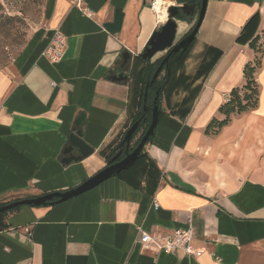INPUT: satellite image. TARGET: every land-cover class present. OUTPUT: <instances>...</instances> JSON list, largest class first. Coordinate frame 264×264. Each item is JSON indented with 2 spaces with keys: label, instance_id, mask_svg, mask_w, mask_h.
Instances as JSON below:
<instances>
[{
  "label": "crops",
  "instance_id": "obj_1",
  "mask_svg": "<svg viewBox=\"0 0 264 264\" xmlns=\"http://www.w3.org/2000/svg\"><path fill=\"white\" fill-rule=\"evenodd\" d=\"M153 1L50 0L45 29L27 44L13 72L0 75V205L67 192L107 167L106 155L136 112L135 71L145 65L142 54L153 33L166 23L151 9ZM117 10L123 24L113 35L105 25ZM255 16L263 42L264 0H208L180 70L203 89L185 117L179 110L189 103L180 104L189 94L163 101L164 116L145 147L153 163L148 159L68 202L8 215L0 264H264V55L255 74L257 109L232 115L217 134H206L213 119L224 120L219 109L232 90L246 83L245 66L256 54L237 40ZM177 22L179 42L196 23ZM55 31L67 38L59 64L42 55ZM126 52L128 81L113 82ZM75 129L94 153L66 165ZM144 166L151 172L143 173ZM189 227L194 248L204 251L200 257L140 245L139 229L169 236Z\"/></svg>",
  "mask_w": 264,
  "mask_h": 264
},
{
  "label": "trees",
  "instance_id": "obj_2",
  "mask_svg": "<svg viewBox=\"0 0 264 264\" xmlns=\"http://www.w3.org/2000/svg\"><path fill=\"white\" fill-rule=\"evenodd\" d=\"M175 1L179 5L185 3L191 5L195 4L199 9L201 6V0H175ZM176 19L182 22H186L188 20V17L182 16L180 14ZM259 20H260L259 16H255L247 24V26L243 30V33L237 40L239 44H244V45L248 44L250 49L253 50L256 54V57L253 60V62H250L245 66L244 77L246 83L242 88H237L232 90L227 103L223 104L219 109V113L225 117L224 120L218 121L217 119H213L206 129V134H209V131L212 128H215L216 131L214 134H217L222 128H224L230 123L232 115H241L244 113H248L256 110L258 107L260 91H259V86L257 85L255 79V74L261 68L262 57L264 55V40L262 42L261 36L257 35ZM250 29H253V32L251 33L250 36H248V32L250 31ZM195 42L196 39L192 42L191 45L188 46V48L185 51H180L172 55L168 67H165L163 69L162 73L154 81L152 86L149 87L148 101L146 104L144 103L146 86L152 81L155 72L157 71L163 59H159L153 63L142 60L145 63L144 67L140 68V70L135 71L134 77H135L136 87L138 88V94L136 98L132 100L133 109L135 108L136 112L132 118L130 127L138 120H141V125L140 128L137 130V132L134 134L131 146L129 147V149H127L128 153L133 152L134 149L139 145L140 141L142 140L143 136L145 135L146 131L150 126L152 119V108L154 107V101L157 96V92H159L158 101H157V105L159 106L158 124H160V121L164 116V112L162 110L163 101L165 100L167 102V105H169L170 97H172V95L175 93L182 92L190 95V98L186 97L180 104V107H184V105L189 103V107L183 111L181 109L179 110V112H181L182 114V117H185L190 114L192 110L193 102L198 98V96L200 95L203 89V83L195 86L196 81L189 82L188 77H186L182 72H180V70L183 67L187 58L189 57ZM155 135L148 140L146 146L153 141ZM124 136L122 137V139L124 138ZM114 148L111 149V151L106 155L107 166L109 165L110 160L115 155ZM125 155L126 152H124V155H122L121 159H124ZM148 159H149L148 154L144 149L140 154L139 159L132 167L126 169L125 171L116 175L115 177L123 176L124 174L134 170L137 166L145 164V162ZM149 160L151 163H153L151 159ZM142 171L143 173L147 171L151 172L150 170H147L145 166L143 167ZM6 205L8 204L0 205V208ZM48 206L51 205L48 204L46 207ZM29 207H35V206H29ZM20 209L21 207H17L5 213H0V230L5 227L4 221L6 217L10 214L20 211Z\"/></svg>",
  "mask_w": 264,
  "mask_h": 264
},
{
  "label": "water",
  "instance_id": "obj_3",
  "mask_svg": "<svg viewBox=\"0 0 264 264\" xmlns=\"http://www.w3.org/2000/svg\"><path fill=\"white\" fill-rule=\"evenodd\" d=\"M208 0H201V6L199 15H197V8L195 4H182V5H174L168 10V19L166 23L156 32L153 33L150 38L142 57L145 61L152 62L154 58L158 54H166L165 58L161 62L158 67L152 81L146 86L144 103L146 104L148 101V89L154 81L158 78V76L162 73L165 67H168L170 58L173 54H176L180 51H185L189 45L196 39L197 34L200 30V27L204 21L206 11H207ZM191 17L190 20L193 22L198 16V20L193 28V30L185 36L179 43H176V38L178 34V15ZM194 16V17H193ZM123 24V14L120 10L115 12V18L112 23H108L105 25V29L109 31L111 34L115 35L120 33ZM123 63L121 65V70H125L126 65L128 64L131 55L126 52L122 56ZM113 82H127L128 76L125 73H120L119 75H115L111 78ZM159 92H157V96L154 101V107L152 108V119L148 130L140 141L139 145L134 149L133 152L128 153L127 149L132 144V140L134 134L140 128L141 120L135 122L127 131L124 138L119 142V144L114 148L115 155L110 160L109 165L97 173L92 178L85 181L80 186L71 189L64 193H52L48 195H44L42 197L27 199L22 201H17L10 203L6 206L0 208V213H5L7 211L13 210L17 207L24 206H35V207H46L49 205H56L68 202L72 199L80 197L87 192L94 190L99 187L104 182L108 181L112 177L122 173L126 169L132 167L140 157V154L145 149L148 140L155 135V132L158 127L159 121V106L157 105ZM146 109V108H145ZM83 122V117L79 118L76 122V128L80 127ZM125 158L117 163H115L119 157L125 152ZM77 153V155L74 154ZM94 153V150L89 147L82 138V132L79 130H74L69 138V147L65 149L64 156L65 159L63 161L64 164L69 165L71 163H78L83 161L84 159L90 157Z\"/></svg>",
  "mask_w": 264,
  "mask_h": 264
},
{
  "label": "rangeland",
  "instance_id": "obj_4",
  "mask_svg": "<svg viewBox=\"0 0 264 264\" xmlns=\"http://www.w3.org/2000/svg\"><path fill=\"white\" fill-rule=\"evenodd\" d=\"M171 1L173 5H178L175 0ZM49 2L50 0H0V75H10L13 72L15 61L27 44L36 33L45 29ZM178 38L179 34L176 40ZM162 56L164 54H158L153 61ZM132 84L136 87L134 79ZM215 131L212 128L208 135Z\"/></svg>",
  "mask_w": 264,
  "mask_h": 264
},
{
  "label": "built area",
  "instance_id": "obj_5",
  "mask_svg": "<svg viewBox=\"0 0 264 264\" xmlns=\"http://www.w3.org/2000/svg\"><path fill=\"white\" fill-rule=\"evenodd\" d=\"M157 0L151 3V9L154 11ZM174 6L173 3L170 7ZM78 7L86 16H91L92 12L86 8L83 3L78 4ZM155 12V11H154ZM67 51V38L61 31H55L50 39L49 45L43 52L45 57L52 64H59L63 61ZM154 208H160L159 203L154 199ZM140 231V245L144 251L176 254L178 251H183L188 257H200L204 251L195 249L193 246L194 230L189 227L187 230H178L169 236H153L147 232Z\"/></svg>",
  "mask_w": 264,
  "mask_h": 264
},
{
  "label": "bare ground",
  "instance_id": "obj_6",
  "mask_svg": "<svg viewBox=\"0 0 264 264\" xmlns=\"http://www.w3.org/2000/svg\"><path fill=\"white\" fill-rule=\"evenodd\" d=\"M171 0H157L155 5V13L160 23H165L168 19V7L172 5Z\"/></svg>",
  "mask_w": 264,
  "mask_h": 264
},
{
  "label": "flooded vegetation",
  "instance_id": "obj_7",
  "mask_svg": "<svg viewBox=\"0 0 264 264\" xmlns=\"http://www.w3.org/2000/svg\"><path fill=\"white\" fill-rule=\"evenodd\" d=\"M196 8H197V6H196ZM199 11H200V9L199 8H197V15H199ZM194 17V16H193ZM197 17V16H196ZM191 17H188V19H190ZM196 19V18H195ZM197 20H198V17H197ZM197 22V21H196ZM180 42V41H179ZM179 42H176V43H179ZM165 56H166V54H164V56H162L160 59H164L165 58ZM121 68V67H120ZM119 68V73H118V75L120 74V73H125V70H121ZM125 152H126V150H125ZM122 155H124V153L122 154ZM122 155L119 157V159L115 162V163H117V162H119L120 160H123V159H121V157H122Z\"/></svg>",
  "mask_w": 264,
  "mask_h": 264
}]
</instances>
